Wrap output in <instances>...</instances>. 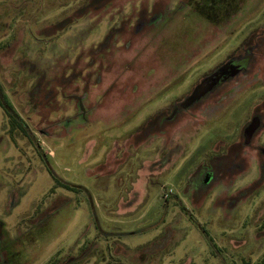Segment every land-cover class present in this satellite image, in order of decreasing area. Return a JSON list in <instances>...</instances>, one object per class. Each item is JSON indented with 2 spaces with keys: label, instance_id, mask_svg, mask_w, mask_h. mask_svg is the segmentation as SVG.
Returning a JSON list of instances; mask_svg holds the SVG:
<instances>
[{
  "label": "rangeland",
  "instance_id": "374dc122",
  "mask_svg": "<svg viewBox=\"0 0 264 264\" xmlns=\"http://www.w3.org/2000/svg\"><path fill=\"white\" fill-rule=\"evenodd\" d=\"M212 1L0 0V264H264V0Z\"/></svg>",
  "mask_w": 264,
  "mask_h": 264
},
{
  "label": "water",
  "instance_id": "95a60500",
  "mask_svg": "<svg viewBox=\"0 0 264 264\" xmlns=\"http://www.w3.org/2000/svg\"><path fill=\"white\" fill-rule=\"evenodd\" d=\"M223 72V74L218 77L217 79H215L212 83H206L203 82L201 83L199 86L196 87V89L194 90L193 94L184 102L180 105V109H187L189 107H191L195 102L199 101L202 97H204L205 95H207L208 93H210L211 91H213L219 84H221V82H224L226 80H228L231 77H234L236 74H238V69H233L230 66H226L224 68L221 69ZM175 116V115H174ZM258 130V126L257 125H251L247 130V136L248 139L252 138L254 133ZM249 139V141H250Z\"/></svg>",
  "mask_w": 264,
  "mask_h": 264
},
{
  "label": "flooded vegetation",
  "instance_id": "af4514ba",
  "mask_svg": "<svg viewBox=\"0 0 264 264\" xmlns=\"http://www.w3.org/2000/svg\"><path fill=\"white\" fill-rule=\"evenodd\" d=\"M252 50H253V52L252 53H248V56H247V58L244 60V61H248L249 60V62L251 61L250 59H251V57H252V55H254V51H256V49L254 48H252ZM235 60V59H234ZM236 63H238V61H230V67L232 66V65H234V64H236ZM220 71V70H219ZM217 72V73H214L212 76H210V77H208V78H204L202 81H201V83H203V82H205L206 81V83L208 84V83H212L218 76H220V72ZM200 83V84H201ZM199 84V85H200ZM199 85H197V86H199ZM196 86V87H197ZM196 89V88H195ZM194 89V90H195ZM215 90V89H214ZM213 90V91H214ZM213 91H211L210 93H208L207 95H205L204 97H202L201 98V100H199V101H197V102H195L191 107H189V108H187V109H183V110H181L180 109V105L182 104V103H184L191 95H192V93L194 92H192L191 93V95H188L187 97H185L184 99H183V101H180V102H178V103H176L175 104V107H174V109H173V112H171L170 111V113H168L167 115H165V119H167V120H165V121H167V123L168 122H172V120L174 119V118H176L178 115H180L181 113H183L184 115L185 114H187V112L188 111H191L198 103H200L201 101H202V99H204V98H206V97H208L209 95H211L212 93H213ZM174 115H176L174 118H173V116ZM262 125L264 126V124L262 123ZM157 126V125H156ZM162 128H164V127H162ZM210 173L211 174H213L211 171H210Z\"/></svg>",
  "mask_w": 264,
  "mask_h": 264
},
{
  "label": "trees",
  "instance_id": "16d2710c",
  "mask_svg": "<svg viewBox=\"0 0 264 264\" xmlns=\"http://www.w3.org/2000/svg\"><path fill=\"white\" fill-rule=\"evenodd\" d=\"M213 2V4L215 5L216 4V0H213L212 1ZM215 17V16H214ZM212 18V19H215V18ZM1 104V106H2V108L5 110V111H7L10 115H11V117L13 116V115H15V113H14V111L11 109L10 110V108H8L7 106H6V104L5 103H0ZM211 241V240H210Z\"/></svg>",
  "mask_w": 264,
  "mask_h": 264
}]
</instances>
